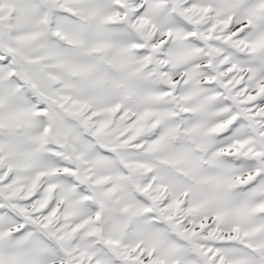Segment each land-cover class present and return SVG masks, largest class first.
I'll return each instance as SVG.
<instances>
[{
  "label": "snow or ice",
  "instance_id": "obj_1",
  "mask_svg": "<svg viewBox=\"0 0 264 264\" xmlns=\"http://www.w3.org/2000/svg\"><path fill=\"white\" fill-rule=\"evenodd\" d=\"M0 264H264V0H0Z\"/></svg>",
  "mask_w": 264,
  "mask_h": 264
}]
</instances>
